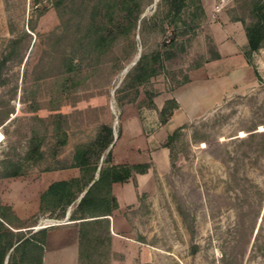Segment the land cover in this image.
<instances>
[{"label": "rangeland", "instance_id": "1", "mask_svg": "<svg viewBox=\"0 0 264 264\" xmlns=\"http://www.w3.org/2000/svg\"><path fill=\"white\" fill-rule=\"evenodd\" d=\"M259 1L201 0L208 17L181 32L161 27L160 0H140L136 29L97 63L87 58L68 73L77 40L90 25L113 24L117 0H0V197L15 232L50 224L37 212L32 178L70 164L74 149L91 142L100 126L112 129L116 157L144 163L130 148L148 140L151 155L163 146L159 111L189 84L183 106L190 116L181 113L173 160L165 171L153 168L145 193L125 210L124 237L143 243L148 254L147 263L133 257L128 264H264V42L252 56L258 78L242 62L207 61L211 34L223 38L220 17L250 26ZM173 39L183 51L131 86L126 75L140 57L162 52ZM34 139L41 143L37 162ZM8 164L22 175L3 183ZM114 259L125 264L105 242L95 264Z\"/></svg>", "mask_w": 264, "mask_h": 264}, {"label": "trees", "instance_id": "2", "mask_svg": "<svg viewBox=\"0 0 264 264\" xmlns=\"http://www.w3.org/2000/svg\"><path fill=\"white\" fill-rule=\"evenodd\" d=\"M140 11V0H117L115 22L107 27L97 23L88 27L86 33L77 40L76 49L65 63L66 72L78 71L82 60L87 58L95 59L97 63L118 38H126L136 29ZM253 13L256 20L252 25L242 23L246 37L242 53L258 78L252 56L262 48L264 42V0L253 6ZM204 17L201 0H160L157 20L161 27L168 25L182 32L195 28ZM214 49L213 46L210 48L212 56L208 62L220 59ZM211 50L214 52L211 53ZM176 51H183V48L173 39L165 50L153 52L149 59L141 56L135 68L126 75L127 79H131L130 85L134 87L146 83L157 74V65L171 60ZM176 109V102L167 100L159 111V125H165ZM181 129L178 128L169 134L162 146L168 149L170 162L173 160L171 146L179 138ZM56 130L59 131V128ZM112 142V129L107 125L100 126L95 138L87 144L78 145L74 149L70 164L61 167L78 169L80 176L68 181L53 182L40 195L39 212L52 219L64 217L66 209L76 204L70 218L73 220L74 217L80 216L83 220L79 226L80 264H95L99 249L105 242L108 243L109 225L104 217L117 209L116 200L111 195L112 185L124 183L136 174H145L151 167L149 163L113 165L112 146L110 147ZM40 145V141L32 140V156L37 155L33 158L35 162L40 159ZM8 168L9 171L3 178L22 175L18 165L8 164ZM81 193L82 196L78 200ZM11 228L16 229L7 221L0 206V264H42L46 230L21 234Z\"/></svg>", "mask_w": 264, "mask_h": 264}, {"label": "crops", "instance_id": "3", "mask_svg": "<svg viewBox=\"0 0 264 264\" xmlns=\"http://www.w3.org/2000/svg\"><path fill=\"white\" fill-rule=\"evenodd\" d=\"M220 23L222 24L223 28V30L221 31L223 38L220 40V42H218L216 37L211 34V39L216 49V52L220 56V59L216 61H224L225 59H227L230 65L234 61H237L238 64L242 62V64L248 65L242 53L246 44L244 25L239 20L231 21L228 16H221ZM227 82L225 84H228ZM188 87L189 84H185L181 91H176L174 93L173 98H170L176 102L177 109L172 112L171 117L168 119L165 125H159L161 128L160 130H163L166 133V137L171 134L174 130H176L180 124L184 123V120H181L183 117L181 116V113H183L184 115L183 118H185L186 116H190L189 111L186 110L183 106V102L185 100L188 101L189 99L188 96L184 95V91L187 92ZM189 89H191V87ZM212 96L215 98L219 97L218 94L211 95L210 97ZM141 123L142 122L140 117L137 116L136 126H138L137 129L140 134L143 133V127ZM148 145L149 142L147 140V142L144 143V146H142V148H137V150L135 149L134 151L130 148L129 154L133 155L134 153V155L136 156L135 159L145 157L144 163H149L151 166L150 169L145 174L134 175V177L128 179L124 183H116L112 185L111 195L116 200L117 209L114 210L109 216L104 217V219L108 222L109 225L108 244L110 245V248L115 254L119 253L124 255L125 264L130 263V261H132L134 258H136V260L140 263L148 262L147 251L143 248L144 244L124 237V230L128 227L127 219L124 216L125 210L129 206L136 205L138 199L141 197V193H145V188L149 186L147 184L149 182V177L153 168L162 169L165 171V169H167L168 161H170L168 149L161 147L158 151L154 152L155 155L153 153L149 155ZM111 146L112 144L110 145V147ZM124 153V156H126L127 153ZM111 159L113 165L138 164L129 163L128 161H126V159H124L123 156L116 157L112 152ZM79 176L80 172L78 169L66 168L60 171L41 173L37 177L32 178V185H35L36 187V198L37 202L39 203V206L40 195L47 189V187L51 183L57 181H68L71 179L78 178ZM16 179L19 178H9L3 180V183H6L7 181H14ZM82 193L79 195L78 200L82 196ZM78 200L76 201V203L78 202ZM75 205L66 209L64 217L54 220H48L50 224H47L46 227L37 230L33 229V232H37L42 229L46 230L42 264H80L79 226L83 220L80 219V216L74 217L75 219L73 218V220L72 218H70V215L75 209ZM0 206L4 207V203L1 197ZM37 212H39V208L37 209ZM52 221L58 223L52 224ZM11 230L15 231L13 228H11ZM122 239L124 242H122ZM122 243L124 245L123 250L120 249V245ZM133 243L137 246H134ZM117 246H119V249L117 248ZM134 247L136 250L135 256H133L134 252H132ZM118 260L114 259L113 264H117Z\"/></svg>", "mask_w": 264, "mask_h": 264}, {"label": "built area", "instance_id": "4", "mask_svg": "<svg viewBox=\"0 0 264 264\" xmlns=\"http://www.w3.org/2000/svg\"><path fill=\"white\" fill-rule=\"evenodd\" d=\"M0 140H1V135H0ZM58 222H55V223H52V224H57ZM43 227H46V225L45 226H38V228H43Z\"/></svg>", "mask_w": 264, "mask_h": 264}, {"label": "water", "instance_id": "5", "mask_svg": "<svg viewBox=\"0 0 264 264\" xmlns=\"http://www.w3.org/2000/svg\"><path fill=\"white\" fill-rule=\"evenodd\" d=\"M34 229L37 230V229H41V228H37V227H36V228H34Z\"/></svg>", "mask_w": 264, "mask_h": 264}, {"label": "bare ground", "instance_id": "6", "mask_svg": "<svg viewBox=\"0 0 264 264\" xmlns=\"http://www.w3.org/2000/svg\"><path fill=\"white\" fill-rule=\"evenodd\" d=\"M38 228V227H37Z\"/></svg>", "mask_w": 264, "mask_h": 264}]
</instances>
